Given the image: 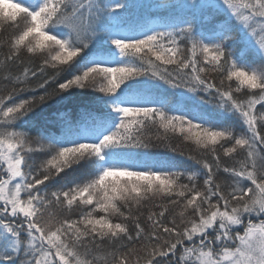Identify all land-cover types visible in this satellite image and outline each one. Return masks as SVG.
Returning a JSON list of instances; mask_svg holds the SVG:
<instances>
[{
  "label": "snow or ice",
  "instance_id": "obj_1",
  "mask_svg": "<svg viewBox=\"0 0 264 264\" xmlns=\"http://www.w3.org/2000/svg\"><path fill=\"white\" fill-rule=\"evenodd\" d=\"M173 7L0 0V264H264V0Z\"/></svg>",
  "mask_w": 264,
  "mask_h": 264
},
{
  "label": "trees",
  "instance_id": "obj_2",
  "mask_svg": "<svg viewBox=\"0 0 264 264\" xmlns=\"http://www.w3.org/2000/svg\"><path fill=\"white\" fill-rule=\"evenodd\" d=\"M104 2L115 3L116 0H104ZM123 2L132 5V8L129 10L127 24L125 25V27H135L138 23H147L149 25L151 24L161 25L167 23L170 21L174 13L180 11L179 9L173 7L174 5L186 4L190 6L193 3L201 2V0H123ZM184 14H187V10H185ZM10 35H11V31L6 30L5 33L3 34V39H5L6 41V38ZM2 50L5 52L7 51L6 43H5V47ZM254 66L259 67L260 61L255 60ZM48 71H52V70L49 69ZM208 75L211 79H214L217 82V84L219 83V73H210ZM160 87L161 90L167 92L170 97L174 95H178L179 92L183 91V89L173 90L167 88V86L162 84ZM100 95L101 94L99 93L90 92L86 96L75 97L70 101H66L64 104L60 105L59 110L70 111L72 113L73 119H75L76 114L81 108L94 109L100 107L99 105L96 104L94 100L96 96H100ZM201 95L203 96L204 94L201 93ZM56 110H57L56 107H50L47 112L49 117H51V113ZM235 126L238 131H243L239 122H236ZM23 127L25 129L30 130L33 136L36 134V130L31 127V122H29L28 124H24ZM51 130L57 133L59 131L57 128H52ZM159 131L160 133H162L163 130H159ZM151 132L153 136V142L158 143L160 146L157 148L150 149L149 151L158 153L159 155L162 156H172L173 155L172 153L166 151L165 147L163 146V141H157L155 139V136L157 134V129L152 128ZM171 140L173 144L181 143L180 138L178 136H172ZM181 147L187 151V148L191 146L184 145L181 143ZM175 159L177 161H184V163L186 164L191 163L190 161H186L184 157H181L178 154L175 156Z\"/></svg>",
  "mask_w": 264,
  "mask_h": 264
},
{
  "label": "rangeland",
  "instance_id": "obj_3",
  "mask_svg": "<svg viewBox=\"0 0 264 264\" xmlns=\"http://www.w3.org/2000/svg\"><path fill=\"white\" fill-rule=\"evenodd\" d=\"M151 25H155V24H151Z\"/></svg>",
  "mask_w": 264,
  "mask_h": 264
}]
</instances>
